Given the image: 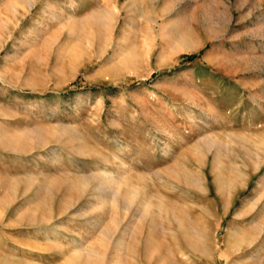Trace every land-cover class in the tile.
Listing matches in <instances>:
<instances>
[{
	"label": "rangeland",
	"instance_id": "1",
	"mask_svg": "<svg viewBox=\"0 0 264 264\" xmlns=\"http://www.w3.org/2000/svg\"><path fill=\"white\" fill-rule=\"evenodd\" d=\"M0 260L264 264V0H0Z\"/></svg>",
	"mask_w": 264,
	"mask_h": 264
},
{
	"label": "trees",
	"instance_id": "2",
	"mask_svg": "<svg viewBox=\"0 0 264 264\" xmlns=\"http://www.w3.org/2000/svg\"><path fill=\"white\" fill-rule=\"evenodd\" d=\"M187 57H188L190 60H194L196 56H195V55H188Z\"/></svg>",
	"mask_w": 264,
	"mask_h": 264
},
{
	"label": "bare ground",
	"instance_id": "3",
	"mask_svg": "<svg viewBox=\"0 0 264 264\" xmlns=\"http://www.w3.org/2000/svg\"><path fill=\"white\" fill-rule=\"evenodd\" d=\"M120 237H121V236H120ZM1 260H2V259H1ZM1 260H0V261H1ZM2 261H3V260H2ZM8 261H9V260H8ZM5 262H6V261H5ZM9 262H10V261H9ZM3 264H4V263H3ZM7 264H8V263H7Z\"/></svg>",
	"mask_w": 264,
	"mask_h": 264
}]
</instances>
